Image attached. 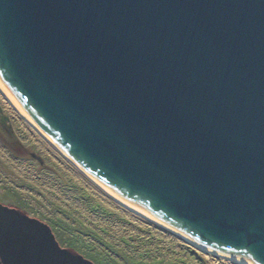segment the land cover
<instances>
[{
    "label": "water",
    "instance_id": "water-1",
    "mask_svg": "<svg viewBox=\"0 0 264 264\" xmlns=\"http://www.w3.org/2000/svg\"><path fill=\"white\" fill-rule=\"evenodd\" d=\"M0 85L113 199L264 264V0H0ZM68 256L0 204V264Z\"/></svg>",
    "mask_w": 264,
    "mask_h": 264
},
{
    "label": "rangeland",
    "instance_id": "rangeland-1",
    "mask_svg": "<svg viewBox=\"0 0 264 264\" xmlns=\"http://www.w3.org/2000/svg\"><path fill=\"white\" fill-rule=\"evenodd\" d=\"M0 204L46 223L61 248L93 264H235L200 251L110 199L1 95Z\"/></svg>",
    "mask_w": 264,
    "mask_h": 264
},
{
    "label": "bare ground",
    "instance_id": "bare-ground-1",
    "mask_svg": "<svg viewBox=\"0 0 264 264\" xmlns=\"http://www.w3.org/2000/svg\"><path fill=\"white\" fill-rule=\"evenodd\" d=\"M0 95L3 97V99L7 102V104L13 109V111L35 132L37 133L44 141H46L52 148L55 149V147L29 122V120L24 116V114L20 111V109L17 107V105L13 102V100L10 98V96L7 94V92L3 89V87L0 85ZM57 151V150H56ZM58 152V151H57ZM59 153V152H58ZM60 154V153H59ZM61 155V154H60ZM62 156V155H61ZM63 157V156H62ZM64 158V157H63ZM65 159V158H64ZM78 171V170H77ZM79 172V171H78ZM80 173V172H79ZM81 174V173H80ZM82 175V174H81ZM83 176V175H82ZM91 182V181H90ZM92 183V182H91ZM93 185H95L94 183H92ZM98 189H100L97 185H95ZM105 195H107L110 199L114 200L115 202H117L118 204L122 205L121 203H119L118 201H116L115 199H113L111 196H109L106 192H104L102 189H100ZM123 207L133 211L134 213H137L138 215L140 216H143L141 215L140 213L136 212L135 210L133 209H130L124 205H122ZM145 217V216H143ZM146 218V217H145ZM148 219V218H146ZM158 225H160L159 223L151 220V219H148ZM161 227L165 228L166 230H168L170 233H172L173 235H175L176 237L180 238L181 240L189 243L190 245L194 246L195 248L199 249L200 251L202 252H205V253H208L210 255H214L220 259H224L230 263H235V264H246L240 260H237V259H233V258H227V257H224V256H221L219 254H216L214 252H211V251H208L206 250L205 248L201 247L200 245L196 244L195 242L189 240L188 238L184 237L183 235L177 233V232H174V231H171L169 230L168 228L160 225Z\"/></svg>",
    "mask_w": 264,
    "mask_h": 264
},
{
    "label": "flooded vegetation",
    "instance_id": "flooded-vegetation-1",
    "mask_svg": "<svg viewBox=\"0 0 264 264\" xmlns=\"http://www.w3.org/2000/svg\"><path fill=\"white\" fill-rule=\"evenodd\" d=\"M25 214V213H24ZM25 215H27V214H25ZM31 218V217H30ZM33 219H35V218H33ZM37 220V219H36ZM39 221V220H38ZM41 222V221H40ZM42 223H44V222H42ZM44 224H46V223H44ZM47 225V224H46ZM48 226V225H47ZM51 229V228H50ZM52 231V230H51ZM53 233V232H52ZM63 249V248H62ZM67 250H70V251H72V252H74V253H76V254H78L77 252H75L73 249H69V248H66ZM80 255V254H79Z\"/></svg>",
    "mask_w": 264,
    "mask_h": 264
},
{
    "label": "snow or ice",
    "instance_id": "snow-or-ice-1",
    "mask_svg": "<svg viewBox=\"0 0 264 264\" xmlns=\"http://www.w3.org/2000/svg\"><path fill=\"white\" fill-rule=\"evenodd\" d=\"M66 258L70 262V264H75V261L72 259V257L68 256Z\"/></svg>",
    "mask_w": 264,
    "mask_h": 264
},
{
    "label": "trees",
    "instance_id": "trees-1",
    "mask_svg": "<svg viewBox=\"0 0 264 264\" xmlns=\"http://www.w3.org/2000/svg\"><path fill=\"white\" fill-rule=\"evenodd\" d=\"M78 233V232H77ZM111 257V256H110Z\"/></svg>",
    "mask_w": 264,
    "mask_h": 264
}]
</instances>
